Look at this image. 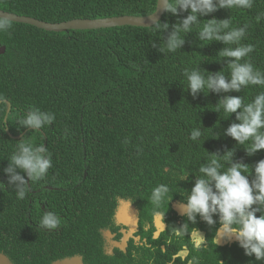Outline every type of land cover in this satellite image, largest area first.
<instances>
[{"label": "trees", "instance_id": "16d2710c", "mask_svg": "<svg viewBox=\"0 0 264 264\" xmlns=\"http://www.w3.org/2000/svg\"><path fill=\"white\" fill-rule=\"evenodd\" d=\"M156 1L106 0V5L114 3V15L133 11L149 13L155 9ZM96 3L97 0H0V8L49 22H59L89 17L86 13L93 11ZM106 15L113 14L104 13L99 16ZM187 15L188 12H179L178 15L166 13L158 22L159 27L155 25L148 29L155 36L166 39L173 31L171 25L180 23ZM212 18L229 19L228 31L234 28L245 29L239 44L231 43L230 46L252 45L253 51L241 63L250 62L255 68L264 71V0H252L250 8H219L207 16H198V24L193 25L189 32L180 33L184 43L171 52L166 70H156L160 67L157 65L158 57L150 60L159 42L155 36L145 38L139 27H123L127 44L125 52L121 51L122 56L120 50L111 53L112 42L108 39L101 47L92 45L98 37L103 38L100 29L49 32L9 21L10 28L0 31V45L6 46V52L0 55V99H9L13 104L7 122L4 120L6 105H0L2 178L8 179L4 169L21 139L33 145H43L47 149L51 159V167L44 176L48 178L46 182H50L51 178V183L47 184L64 185L69 177H74L76 173L82 176L86 170L87 178L83 185L89 188L97 201L102 190H108L111 183L125 180L128 171L136 172L132 177L139 178L142 172L150 169L147 163L152 157L147 150L157 156L161 165L156 170L161 171L162 161L171 152L168 145L171 142L157 133L170 135L189 150L191 163H195L197 171L210 160L212 153L222 155L223 151L231 150L234 161L245 157V151L225 135L226 127L217 124L226 115L218 105L217 99L221 92L208 93L205 88L204 93L198 92L193 96L187 91L188 82L184 73L190 70L184 61L192 45L197 42L200 29ZM164 22L170 25L167 30H164ZM227 29H222V32ZM208 44L212 46L197 61L202 72L210 71L202 75L207 77L221 71L225 77H230L226 60L230 58L221 57V49L215 43ZM104 72L107 76L104 77L103 86L110 81L116 88L99 92V87L94 83L97 76ZM154 83L163 88L154 91ZM134 87H137L138 98L127 99L138 111L136 116L132 119V109L129 113L131 119L124 120L113 129L104 128V113L114 111L123 93L128 91L133 96L134 92L129 90ZM241 91L227 94L236 95ZM96 101L102 108L95 109ZM32 108L53 114V122L37 130L22 128L20 121L25 116L24 110ZM141 119L145 124L134 130L132 120ZM194 129L201 131V136L195 141L191 139ZM134 152L135 157L130 158ZM218 158L223 168H226V161L222 157ZM261 159L264 157L260 156ZM244 160L247 163V158ZM249 162L246 173L251 174V165L255 164L252 159ZM52 164L59 165L63 172L60 179H55L50 173ZM106 178L110 182L104 181ZM30 183L33 184L32 181ZM3 184L0 186V224L7 199L11 193L16 192L14 185ZM43 184L39 183L38 186ZM5 186L12 190L5 189ZM188 188L185 186V189ZM87 209V219L82 214L84 209L82 212L78 210L74 216L89 225L91 219L96 217L92 208Z\"/></svg>", "mask_w": 264, "mask_h": 264}, {"label": "clouds", "instance_id": "9594fccd", "mask_svg": "<svg viewBox=\"0 0 264 264\" xmlns=\"http://www.w3.org/2000/svg\"><path fill=\"white\" fill-rule=\"evenodd\" d=\"M162 2L164 15L166 13L178 15L179 12H188V15L180 23L171 25L173 31L166 39L155 36L148 29L155 25L159 27L158 22L164 17L163 15L159 21L148 24V19L157 10L158 0L152 12L134 13L133 11L132 13L120 15H114V3L106 5V0H97L94 10L86 13L89 17H77V19L113 21L114 18H119L120 22L112 24L110 21L105 27L99 28L103 38L98 37L92 45L101 47L106 44L108 39L112 42L111 53L120 50L122 56L127 44L126 31L123 27H139L142 29L145 38L155 36L159 43L150 60L158 57L157 65L160 67H157L156 70H166L171 52L176 51L184 43L180 33H187L193 25L198 24V16H207L219 8H250L252 4V0H162ZM0 9L8 13H15ZM104 13H112L113 15L99 16ZM18 15L37 18L25 14ZM131 19L139 21V24L130 23ZM15 23H24L36 27L27 22ZM169 26L167 22L163 23L164 30H167ZM9 28V20L0 18V31H7ZM227 28H229V19L217 20L212 18L208 20V23H205L199 31L197 39L200 38V41L197 40L192 45V47H195L193 53L191 56H187L184 63L189 59L198 61L207 48L212 46L208 43H215V46H219L221 49L219 55L230 58L226 59L230 69V77H225L221 71L205 77L202 74L208 72H202L200 67L192 71L186 70L184 75L188 82L187 91L193 96L198 92H203L205 88H207L208 93L221 92L217 99L218 105L221 106L226 115L217 124L226 127L225 135L232 143L241 147L246 156L243 158L236 157L239 159L234 161V153L231 150L223 151L222 155L212 153L210 160L202 164L197 171L195 170V163H191L189 150L182 147L170 135L157 133L168 142H171L168 143L171 152L162 161L164 163L161 171L156 170L161 162L157 160V156L147 150L149 156L152 157L147 163L150 169L142 172L143 175L139 178L132 177L136 172L128 171L125 180L111 183L108 190H102L98 201L102 202V206L110 203L115 208L124 202L133 203L127 197L137 202H144L148 197L152 199L154 204L159 206L172 187H192L184 202V214L188 220L195 223L196 217L199 215L207 224L212 225L215 223L213 215H218L222 227L218 230L217 237L219 239L235 237L246 256H254L256 261H262L264 264V159L259 160L260 156L264 157V71L262 68H255L250 62L241 63V60L253 51L252 45H240L235 48L230 46L231 43L239 44V41L245 35V29L234 28L228 31ZM222 29L227 30L222 32ZM106 30H109V32ZM2 46L5 45H0V47ZM110 67H113V65ZM106 76L104 72L96 78L94 84L99 87V92H107L108 89L116 88L114 83L110 81L107 82L106 88L103 86V80ZM256 85L263 87H256ZM242 87L244 89L241 91ZM160 88H163V86L154 83V91ZM129 91L134 92V95H130L128 91L123 93L114 111L103 112L105 115V121L102 122L104 128L113 129L121 125L124 120L131 119L129 113L134 108L127 97L138 98L137 87L131 88ZM231 91L241 92L236 95L227 94ZM2 104L6 105L4 120L7 122L9 114L13 111V104L9 99H0V105ZM94 107L95 109L102 108L97 101ZM137 113L138 111L134 109L132 119ZM20 114L23 115L22 112ZM24 114V118L20 121L22 128L37 130L45 125H50L54 120L53 114L35 108L24 110ZM132 121L134 130L140 129L145 124L142 119ZM6 125L8 124L6 123ZM6 129L9 131L8 127ZM200 136L201 131L199 129H194L191 132V139L194 141ZM135 154V152L131 153L130 158L135 157ZM218 157H222L226 161L228 164L226 168H223ZM246 158L247 163L244 160ZM249 159H252L255 164L254 167L251 165V174L246 173L250 164ZM50 167L51 159L47 155L45 146L33 145L21 139L17 150L11 155L8 166L4 171L8 175V183L15 186L18 198L23 199L28 190L29 182L44 177ZM0 176L2 178L1 174ZM158 179L159 181L154 184ZM104 181L110 182L107 178ZM1 184L3 183L0 182V186ZM59 224L60 219L54 213H45L41 219V226L49 229H54ZM82 225L86 224L82 222ZM185 230L186 225H183L176 229L175 235L180 236ZM195 231L199 236V243H202L205 239L204 236L197 229ZM218 242L216 238V244ZM199 243H197V247H199ZM189 264H197L196 259L193 258L189 261ZM220 264H224V262L220 261Z\"/></svg>", "mask_w": 264, "mask_h": 264}, {"label": "flooded vegetation", "instance_id": "af4514ba", "mask_svg": "<svg viewBox=\"0 0 264 264\" xmlns=\"http://www.w3.org/2000/svg\"><path fill=\"white\" fill-rule=\"evenodd\" d=\"M85 172L64 185L47 184L51 178L46 182V177L29 182L23 199L16 192L9 195L0 224V264H189L193 258L197 264H263L246 256L235 237H217L222 227L218 215L212 225L199 215L195 223L188 220L184 202L190 188L172 187L159 206L148 197L144 202L127 197L133 203L113 208L110 203L102 206L83 185ZM50 173L55 179L63 175L55 164ZM0 182L8 179L0 176ZM88 207L96 218L82 225L73 215L84 209L87 219ZM49 212L60 219L54 229L41 226ZM183 225L185 232L175 235ZM195 229L204 236L202 243Z\"/></svg>", "mask_w": 264, "mask_h": 264}, {"label": "water", "instance_id": "95a60500", "mask_svg": "<svg viewBox=\"0 0 264 264\" xmlns=\"http://www.w3.org/2000/svg\"><path fill=\"white\" fill-rule=\"evenodd\" d=\"M164 7L162 0H158V7L156 12L148 19V24H153L156 21H159L164 15ZM0 18L5 19L7 18L9 21L12 22H27L35 25L36 27L45 29L47 31H67L70 29H99L105 27L110 23L111 20H90V19H70L66 21H62L59 23H52L47 21H42L37 18H31L26 16H21L15 13H8L0 9ZM112 24L116 22H120L119 18H114L111 21ZM132 24H139V21L135 19H131L129 21ZM6 47H0V54L5 52Z\"/></svg>", "mask_w": 264, "mask_h": 264}, {"label": "rangeland", "instance_id": "374dc122", "mask_svg": "<svg viewBox=\"0 0 264 264\" xmlns=\"http://www.w3.org/2000/svg\"><path fill=\"white\" fill-rule=\"evenodd\" d=\"M200 41V38H199V40H198V42ZM194 46L192 47V49L190 50V53H189V55L188 56H191L192 55V53H193V50H194ZM185 65H186V67H188V69L190 70V71H192V70H195L196 68H199L200 66H199V64L197 63V61L196 60H194V59H189V60H187L186 62H185ZM210 72V71H209ZM208 72V73H209Z\"/></svg>", "mask_w": 264, "mask_h": 264}]
</instances>
